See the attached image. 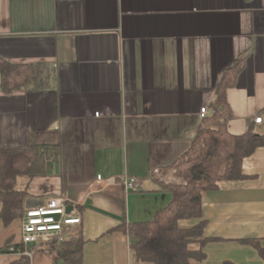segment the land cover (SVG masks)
<instances>
[{
    "label": "crops",
    "instance_id": "obj_1",
    "mask_svg": "<svg viewBox=\"0 0 264 264\" xmlns=\"http://www.w3.org/2000/svg\"><path fill=\"white\" fill-rule=\"evenodd\" d=\"M0 57L54 68L49 90L0 89V144L58 146L47 173L21 176L17 188L27 206L55 197L77 205L83 264H154L139 261L118 227L170 203L151 170L189 149L201 108L212 109L238 62L228 129L264 135V0H0ZM243 169L245 178L203 193V218L180 221H207L201 264H264V146ZM125 175L141 190H126ZM22 220L0 219V264L25 256L16 250ZM32 251L31 264H66L54 244Z\"/></svg>",
    "mask_w": 264,
    "mask_h": 264
},
{
    "label": "trees",
    "instance_id": "obj_2",
    "mask_svg": "<svg viewBox=\"0 0 264 264\" xmlns=\"http://www.w3.org/2000/svg\"><path fill=\"white\" fill-rule=\"evenodd\" d=\"M241 68L242 62H238L223 73L212 105L213 114L203 118L189 149L173 165L163 168L164 171L176 168L177 176L183 181L159 182L163 190L171 193L170 203L149 221L124 222L118 227L128 234L140 262L201 264L206 256L204 247L210 240L204 233L207 221L203 219L192 226H183L180 221L203 218V193L217 188L221 181L245 178L244 160L264 146V135L257 133L254 125L239 135L228 129L233 116L228 89L236 84ZM54 72L48 62L16 64L0 57V89L5 93L21 89L49 90L54 86ZM57 154L58 146L54 144H0V204L3 206L0 219L6 225L21 218L28 207L30 195L17 188L19 178L46 174L48 164ZM52 244L59 247L66 264H83L81 231ZM22 247L17 245L16 250ZM8 249L5 247L2 251ZM11 264L31 262L24 256Z\"/></svg>",
    "mask_w": 264,
    "mask_h": 264
},
{
    "label": "built area",
    "instance_id": "obj_3",
    "mask_svg": "<svg viewBox=\"0 0 264 264\" xmlns=\"http://www.w3.org/2000/svg\"><path fill=\"white\" fill-rule=\"evenodd\" d=\"M213 112L208 105H205L200 110V117L203 119ZM262 119V115H259L254 122L256 124L261 123ZM151 176L164 184L183 182L177 176L176 169L164 171L161 168H154L151 170ZM98 179L104 180L102 175H98ZM105 181L109 183L111 179ZM120 183L126 190L133 192L141 190L140 182L136 177L125 175ZM69 206H72L70 211H68ZM22 218L23 247L20 251L27 257L32 256L33 245L38 243L52 244L55 240L68 239L77 235L76 226L82 224V216L79 214L77 205L64 197L50 198L41 204L28 206Z\"/></svg>",
    "mask_w": 264,
    "mask_h": 264
},
{
    "label": "water",
    "instance_id": "obj_4",
    "mask_svg": "<svg viewBox=\"0 0 264 264\" xmlns=\"http://www.w3.org/2000/svg\"><path fill=\"white\" fill-rule=\"evenodd\" d=\"M70 210H72V206H69V207H68V211H70Z\"/></svg>",
    "mask_w": 264,
    "mask_h": 264
},
{
    "label": "rangeland",
    "instance_id": "obj_5",
    "mask_svg": "<svg viewBox=\"0 0 264 264\" xmlns=\"http://www.w3.org/2000/svg\"><path fill=\"white\" fill-rule=\"evenodd\" d=\"M170 169H176V168H170ZM169 170V169H168ZM177 170V169H176Z\"/></svg>",
    "mask_w": 264,
    "mask_h": 264
}]
</instances>
